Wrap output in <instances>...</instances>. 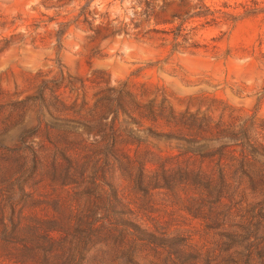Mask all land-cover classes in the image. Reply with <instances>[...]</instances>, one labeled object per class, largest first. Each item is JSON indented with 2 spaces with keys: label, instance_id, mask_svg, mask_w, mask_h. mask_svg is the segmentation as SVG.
Masks as SVG:
<instances>
[{
  "label": "rangeland",
  "instance_id": "rangeland-1",
  "mask_svg": "<svg viewBox=\"0 0 264 264\" xmlns=\"http://www.w3.org/2000/svg\"><path fill=\"white\" fill-rule=\"evenodd\" d=\"M204 3L230 13L229 0ZM217 16L199 29L241 23ZM148 97L100 96L95 107L126 119L76 159L74 127L55 115L57 105L40 130L39 153L26 145L37 130L9 147L0 120V264H264V149L249 142L264 138V112L254 114L238 149L210 152L196 146L219 128L210 117H177ZM8 107L19 105L0 83V113ZM118 174L132 183L121 185Z\"/></svg>",
  "mask_w": 264,
  "mask_h": 264
},
{
  "label": "clouds",
  "instance_id": "clouds-1",
  "mask_svg": "<svg viewBox=\"0 0 264 264\" xmlns=\"http://www.w3.org/2000/svg\"><path fill=\"white\" fill-rule=\"evenodd\" d=\"M146 4L152 0H0V83L9 103L19 105L0 113L9 147L37 130L26 145L39 153L46 145L40 130L55 104L61 109L55 115L74 127L78 149L72 158L90 155L105 143L113 121L126 119L101 112L96 100L123 91L138 97L147 92L177 117H210L219 128L198 139L197 147L239 148L254 114L264 112V0H229L240 25L199 29L202 21L189 20L175 37L158 34L163 26ZM130 127L141 135L137 125ZM249 142L264 149V138L249 135ZM117 182L131 184L132 177L118 174ZM89 256L103 261L102 251Z\"/></svg>",
  "mask_w": 264,
  "mask_h": 264
},
{
  "label": "trees",
  "instance_id": "trees-1",
  "mask_svg": "<svg viewBox=\"0 0 264 264\" xmlns=\"http://www.w3.org/2000/svg\"><path fill=\"white\" fill-rule=\"evenodd\" d=\"M43 2V0H42ZM152 5H156V7H152ZM146 7H150L151 16L153 20L158 24L162 25L158 30V34L162 36L167 35H175L179 34L181 28L184 23H187L189 20L192 21H204V24H208L209 22L216 23L218 19V15H223L231 18L232 20L235 16L230 13L221 10V9H211L204 3V0H152V4H146ZM223 8H229L228 5L223 4ZM156 8L159 10L157 11ZM198 9V10H197ZM180 20L181 24L176 27L174 32L167 29L168 25H171L174 21ZM202 26L201 24H199ZM197 28H193L192 32H194ZM157 31V30H153ZM193 47H199V45H193Z\"/></svg>",
  "mask_w": 264,
  "mask_h": 264
}]
</instances>
